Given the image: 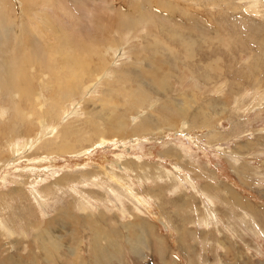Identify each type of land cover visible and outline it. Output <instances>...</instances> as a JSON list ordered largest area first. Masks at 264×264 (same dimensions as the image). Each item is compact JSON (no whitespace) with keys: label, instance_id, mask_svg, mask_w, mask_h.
Returning a JSON list of instances; mask_svg holds the SVG:
<instances>
[{"label":"rangeland","instance_id":"rangeland-1","mask_svg":"<svg viewBox=\"0 0 264 264\" xmlns=\"http://www.w3.org/2000/svg\"><path fill=\"white\" fill-rule=\"evenodd\" d=\"M33 51L57 69L90 58L95 82L107 77L18 135L0 84V264H264V0H0L3 74ZM102 99L115 114L94 124ZM148 119L157 128L139 131ZM81 170L97 176L51 185ZM44 227L60 239L53 253Z\"/></svg>","mask_w":264,"mask_h":264},{"label":"bare ground","instance_id":"bare-ground-1","mask_svg":"<svg viewBox=\"0 0 264 264\" xmlns=\"http://www.w3.org/2000/svg\"><path fill=\"white\" fill-rule=\"evenodd\" d=\"M49 16V15H48ZM50 18V17H49ZM45 19V18H44ZM47 20V19H46ZM48 22V21H46ZM43 23V22H42ZM11 24V23H10ZM51 26V25H50ZM50 29V28H49ZM32 30V29H31ZM57 31V30H55ZM22 32V31H21ZM24 33V32H23ZM37 33V32H35ZM55 33V32H54ZM9 35V34H8ZM22 35V33H21ZM58 35V34H57ZM20 36V35H19ZM65 36V35H64ZM25 37V36H24ZM23 37H21L22 39ZM19 39V38H17ZM68 39V38H66ZM70 40V39H69ZM67 41V40H66ZM66 41H61L60 43H63L65 44ZM27 41L23 42V45L24 46H27L25 45ZM74 41H72L73 43ZM16 43V42H15ZM17 45V43H16ZM22 45V44H21ZM72 46H77L76 44H72ZM186 50L190 51V44H186ZM22 47V46H21ZM54 48V47H53ZM109 48V47H108ZM56 49V48H55ZM86 49H89V48H86ZM95 49V48H94ZM94 49H91L90 52H92V55L94 54H99L100 56V63L98 65V69L100 68H103L102 72H105V69H107L108 67L106 66L107 64H109L108 61H106L104 59V54H102L101 52H98ZM112 49V48H111ZM13 50V49H12ZM21 49L17 50V51H20ZM193 52V51H192ZM88 53V52H87ZM191 53V52H190ZM50 54V53H49ZM49 54H45V53H39L38 51H33L31 53H23V56H20L17 60H15V65H18L20 67V71L18 72L17 70H14V71H11L10 73L8 72L7 73V76H5L3 74V72L6 70V68H3L1 67L0 69V84L1 86L3 87V92L4 93H9V95H11L13 98L11 100V102H13V104H11V107H9V110H13L12 113V119H14V123H16V126L15 124L12 126L11 130L13 129L14 133L16 135H18L19 133L21 134L22 131L19 130V133L17 134L16 131L14 129L16 128H20L23 127V130H24V133H29L31 130V127L32 125L30 126L32 122V120L34 119L35 122H37V124H40L42 123L45 119H57L59 120L62 115V112L64 113V109L65 108H60V104L63 103V101L65 99H68L70 100L74 94H76L77 92H79L81 90V92L83 90H85L87 87L89 86H96L105 76L106 74L105 73H102L100 72V74H96V72H94L96 74V79L97 81L95 82V78L93 76V74L91 72H88V69L91 70V68L89 67L90 65V58L87 59L86 57H83V59L81 60H77L76 62H74L73 60V63L69 64L67 63L66 65H64V67H61V69H57V66L59 65H55L54 66V63L56 60H54L52 57V55H49ZM91 54V53H90ZM106 54V53H105ZM22 55V54H20ZM18 56V55H17ZM31 56V57H29ZM34 56V57H32ZM36 56L40 59H38V62L39 63V69H41V73H39L40 75H42V78L39 80L38 84H36V86H32V82H34L35 80L33 79V76L31 73H28L27 71V68L24 67V61L27 62V60H31V59H34V61H36ZM15 57V56H14ZM29 57V58H28ZM10 59V58H9ZM63 59H65V57L63 56ZM20 61V62H19ZM47 61V63H45ZM175 61V60H174ZM29 62V61H28ZM31 62V61H30ZM66 62H68V60H65L63 61V64H65ZM33 63V62H31ZM57 63V62H56ZM55 63V64H56ZM70 65H75V67H72ZM83 65H85V67H83ZM101 65V67H100ZM35 66V64H34ZM38 66V65H36ZM34 68V67H32ZM22 69V70H21ZM94 70V68L92 69ZM22 71V72H21ZM32 71V70H31ZM38 71V70H37ZM34 72V70H33ZM108 72V71H106ZM86 73H89L90 75V78L88 79V82L85 83L83 86H82V78L83 76L86 74ZM98 73V72H97ZM102 73V74H101ZM121 73V72H120ZM107 77V76H106ZM37 80V79H36ZM93 81V82H91ZM165 84V83H164ZM163 84V85H164ZM12 85V86H10ZM42 86V87H41ZM49 86V96L48 97H43V93H42V89L44 87H47ZM159 86V85H158ZM41 87V88H40ZM77 87H79L78 89H76ZM163 91V90H162ZM85 92V91H84ZM141 92V91H140ZM141 94V93H140ZM146 94V92H145ZM148 95V93H147ZM31 96H33L31 98ZM142 99V98H141ZM21 100H25L28 102V106H26L27 108H22V101ZM46 100L50 102V107H47L48 110L46 112H38L36 110V106H38V109L41 108V106H46L44 105L46 103ZM107 101L108 100H105V99H102L101 102H102V106L100 107V110L97 111V113H91V115L97 119L98 121H95L94 119L93 120V123L94 124H98L97 122H105L108 123L109 121H111L112 119V116H114V110L113 109H110L107 107ZM134 103V102H133ZM25 104V103H24ZM137 104H140V103H137ZM188 104V102H187ZM9 105V104H8ZM21 105V106H20ZM63 106L66 107V103H63L62 104ZM49 106V105H48ZM25 107V105H24ZM180 108V107H179ZM109 110V114H105V110ZM6 109L3 108L2 109V112H4ZM41 110V109H40ZM180 110V109H179ZM7 111V112H8ZM164 111V110H163ZM169 111V109H168ZM203 111V110H202ZM165 112V111H164ZM5 113V112H4ZM90 113V112H89ZM167 113V112H166ZM183 113V112H182ZM117 114V113H116ZM121 114V113H120ZM169 114V112H168ZM168 114H166V116H168ZM4 115V114H2ZM35 115V116H34ZM118 115V114H117ZM188 114L187 113H183V117L186 118ZM8 116V115H7ZM190 116V115H189ZM116 117V115H115ZM113 117V118H115ZM120 117V116H119ZM36 119V120H35ZM117 121V120H116ZM151 121L150 119H148L145 123L147 125H149L148 127H145L143 126L142 123L139 124V126L141 127L139 129V131H150L152 129H156L157 128V125L154 127V125L151 124ZM196 121V120H194ZM201 122V121H200ZM109 124V123H108ZM119 125L118 128H124L125 127V123L123 121H120L118 120L116 122V124L114 125L113 128H116L117 126ZM137 125V124H136ZM151 125V126H150ZM169 125V124H168ZM35 127V125H34ZM33 127V128H34ZM160 128V127H158ZM21 129V128H20ZM31 129V130H30ZM10 131V130H9ZM100 131V130H99ZM102 132V131H101ZM100 132V134L98 135L99 137L102 136V133ZM122 132V131H121ZM143 133V132H140V134ZM9 134V133H8ZM13 134V133H12ZM13 134V136L11 135V133L9 135H7V137L9 138V140L12 138V137H15ZM64 135L66 134V132L63 133ZM28 135V134H27ZM104 135V134H103ZM96 136H97V133H96ZM97 136V137H98ZM103 137V136H102ZM101 137V139H102ZM15 139V138H14ZM57 139V138H56ZM100 139V138H99ZM33 141V140H32ZM10 142H13L12 139L10 140ZM10 144V143H8ZM53 145V144H51ZM55 145H53L52 147L54 148ZM10 147V146H9ZM19 147V145H18ZM51 147V148H52ZM82 147V146H81ZM50 148V149H51ZM66 143L64 140H61V143H60V147L58 149H56V151L58 152H63V151H66ZM14 149V148H13ZM49 149V150H50ZM55 149V148H54ZM12 150V149H11ZM16 151V152H15ZM52 151V150H50ZM15 155H14V154ZM10 154H13V156H16L17 155V147H15V150H12ZM11 156V155H10ZM127 166L128 167H131V165L129 166V164L127 163ZM160 168V167H159ZM147 169V168H146ZM157 169V168H156ZM163 170V169H162ZM157 171H160V170H157ZM165 172V170H164ZM81 175H78V174H72V177H69L70 174L68 173H65L63 174L60 178L62 180H59V179H56V180H53L51 182V185H58L59 181L60 183H63L65 184V179H71V180H75L76 179V183L77 182H82V180L84 178H91V177H96L97 174L95 172H90L88 170H81ZM42 174V173H41ZM166 174V173H165ZM160 175H162L160 173ZM83 176V177H82ZM82 177V178H81ZM111 178H113L111 176ZM161 178V177H159ZM24 183V185L28 182V180L26 181H21ZM35 182V181H34ZM76 183L74 185H76ZM22 183H19V185H21ZM28 184H31V183H28ZM34 184V183H33ZM73 185V184H72ZM45 186L41 187L40 189H35V191L33 192L36 196H38L40 199H45L43 197L45 196H49L45 189L44 188ZM48 187V186H47ZM23 188V187H22ZM21 186L19 187H12L11 191H17L18 189H22ZM52 188V187H51ZM54 188V187H53ZM49 190V189H48ZM56 190V189H55ZM71 190V189H70ZM26 191H29V190H26ZM53 191V190H52ZM23 192V191H22ZM31 193V192H30ZM32 193V194H33ZM53 193V192H52ZM18 194V193H17ZM1 195V194H0ZM20 195V194H19ZM51 195V194H50ZM8 196V195H7ZM22 196V195H21ZM13 197V195H12ZM4 198V196H3ZM33 198V197H32ZM35 198V196H34ZM48 198V197H46ZM76 198V197H75ZM14 199V197L12 198ZM21 199V198H20ZM38 199V198H37ZM5 200V199H4ZM1 201V200H0ZM1 203V202H0ZM39 203V202H38ZM87 203V202H86ZM4 204H5V201H4ZM7 205V204H5ZM10 205V204H9ZM6 209L3 208V205L0 206V209L3 211V213H7L10 208L8 209V206L5 207ZM62 208V207H61ZM63 209V208H62ZM65 209V208H64ZM82 210L89 216L92 217L91 214H94L92 212V210H86V208L84 206H82ZM26 211V209H25ZM62 212V211H61ZM66 212V211H64ZM62 212V213H64ZM89 212V213H87ZM9 213V212H8ZM10 215V214H8ZM8 219V218H7ZM52 220V219H51ZM6 221V220H5ZM3 221V222H5ZM15 221V220H14ZM7 223L8 220H7ZM10 223L12 224V228L14 229L15 231V228H14V223H13V218H10ZM143 223L145 224V222H138V223H135L134 224H131L130 225V228H134L133 231L136 229L137 232L133 233V235H138L139 233V229L141 230V227H144L143 226ZM136 224H138V227L136 228ZM3 225V224H2ZM1 227V226H0ZM145 228V227H144ZM95 229V228H94ZM10 230V229H9ZM40 230V228H39ZM145 230V229H144ZM7 231V230H6ZM9 232V231H8ZM12 233V232H11ZM37 233V232H36ZM41 234H42V239H43V243H42V247L45 251L47 252H52L54 251V249L58 246V248H60V239H58V237L54 236L52 233H49L47 232V229L44 228H41ZM93 234V233H92ZM97 234H95L96 236ZM106 237H107V234H105ZM41 236V235H39ZM94 237V236H93ZM92 237V238H93ZM41 238V237H40ZM137 240L139 238V235L136 237ZM110 240V239H109ZM96 243V242H95ZM97 244V243H96ZM95 244V245H96ZM112 244V242H111ZM97 246H95L96 248ZM97 249V248H96ZM56 251V250H55ZM104 251V250H103ZM53 253V252H52ZM54 253H57V252H54ZM105 253V252H104ZM54 255L50 254V258H53Z\"/></svg>","mask_w":264,"mask_h":264}]
</instances>
